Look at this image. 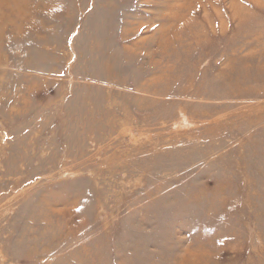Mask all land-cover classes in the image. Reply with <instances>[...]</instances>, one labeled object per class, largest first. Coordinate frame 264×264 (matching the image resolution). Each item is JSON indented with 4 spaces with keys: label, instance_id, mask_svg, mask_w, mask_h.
<instances>
[{
    "label": "rangeland",
    "instance_id": "1",
    "mask_svg": "<svg viewBox=\"0 0 264 264\" xmlns=\"http://www.w3.org/2000/svg\"><path fill=\"white\" fill-rule=\"evenodd\" d=\"M0 264H264V0H0Z\"/></svg>",
    "mask_w": 264,
    "mask_h": 264
}]
</instances>
